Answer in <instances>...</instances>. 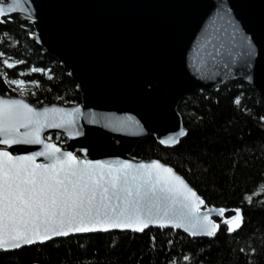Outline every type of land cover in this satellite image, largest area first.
<instances>
[{
	"label": "water",
	"instance_id": "1",
	"mask_svg": "<svg viewBox=\"0 0 264 264\" xmlns=\"http://www.w3.org/2000/svg\"><path fill=\"white\" fill-rule=\"evenodd\" d=\"M15 14L35 16L38 44L70 72L82 95L77 104L42 107L81 105L85 111L129 115L140 122L139 127L116 132L81 119L79 127L84 135L79 137H69L67 129H44L45 139L64 136L65 146L51 142L81 158L84 153L80 149L87 148L88 159L150 161L133 157L136 146L148 136L160 143L185 128L178 108L193 92L241 80L264 98V79H244L236 68L200 65L203 52L213 45L241 51V32L254 37L264 65V0H27L23 12L11 16ZM237 26L241 31L234 35ZM215 72L219 75L212 78ZM41 147L10 146V150L18 154V148L38 151ZM176 230L191 236L184 229ZM201 237L210 238H196Z\"/></svg>",
	"mask_w": 264,
	"mask_h": 264
},
{
	"label": "snow or ice",
	"instance_id": "2",
	"mask_svg": "<svg viewBox=\"0 0 264 264\" xmlns=\"http://www.w3.org/2000/svg\"><path fill=\"white\" fill-rule=\"evenodd\" d=\"M27 0H0V22L11 19V14L23 12ZM230 11V10H229ZM35 23V16L27 17ZM23 27V25H22ZM241 31L237 26L236 32ZM29 35H34L29 33ZM242 35L241 51L236 52L213 45L203 52L200 65L211 63L225 69L236 68L243 78L264 79V65L258 58L254 37ZM208 43L205 40V45ZM205 45L200 48L204 49ZM5 53L0 52V57ZM228 62H225V61ZM8 68L25 61L11 63L3 59ZM30 72L44 73L50 70L32 67ZM200 71V67H197ZM24 75V73H20ZM219 75L212 74V78ZM51 79V76H49ZM5 83L16 86L21 96L28 93V84L38 86L39 81L5 79ZM241 104L240 96L234 99ZM92 125L103 124L116 132L139 127L133 116L102 114L91 109L85 111L81 105L74 107H35L23 98L0 96V252H20L25 247H43L56 238H71L76 234L109 233L111 230H130L144 233L155 226L159 229H184L192 237L214 238L221 224L228 233H237L244 224L240 207L227 209L209 205L205 198L193 188L185 176L160 159L133 162L129 159H88V149H80L84 157L51 142L43 136L46 128L67 129L69 137L84 135L80 120ZM264 121V116H260ZM143 131V129H140ZM189 130L179 131L160 143L178 146ZM42 145L38 151L17 149L10 146ZM43 157V161L38 158ZM245 199L251 203L252 197ZM226 212L233 215L225 217ZM213 213L220 218L213 219ZM156 237H151L155 247ZM173 241L169 240L171 245ZM245 248L240 252L244 253ZM250 248L249 254H255ZM184 264L192 260L183 254L168 264ZM33 264H40L34 259Z\"/></svg>",
	"mask_w": 264,
	"mask_h": 264
},
{
	"label": "trees",
	"instance_id": "3",
	"mask_svg": "<svg viewBox=\"0 0 264 264\" xmlns=\"http://www.w3.org/2000/svg\"><path fill=\"white\" fill-rule=\"evenodd\" d=\"M5 21L0 23V52L5 53L0 57V94L18 95L5 79L19 78L39 81L23 95L35 107L80 103L78 84L38 44L33 22L22 14ZM3 59L25 63L8 68ZM32 67L50 72H30ZM236 96L241 98L240 105L234 103ZM178 110L189 135L172 148L148 136L136 146L133 157L160 159L173 166L209 205L240 207L244 215L241 230L230 234L221 224L214 238L191 237L168 228L77 235L55 239L43 247L0 252V264H33L37 258L40 264H168L183 254L191 255L188 264H264V121L259 119L264 116V98L253 86L234 80L214 90L186 95ZM57 137L60 144L67 143L64 136L53 135ZM246 196L252 197L251 203ZM233 214L226 212L225 217ZM152 236L156 237L154 248ZM253 247L256 253L249 254ZM241 248L246 251L240 252ZM179 264H184L182 259Z\"/></svg>",
	"mask_w": 264,
	"mask_h": 264
},
{
	"label": "rangeland",
	"instance_id": "4",
	"mask_svg": "<svg viewBox=\"0 0 264 264\" xmlns=\"http://www.w3.org/2000/svg\"><path fill=\"white\" fill-rule=\"evenodd\" d=\"M11 87H12V89H15L16 88V86H12V85H10ZM33 87V85L32 84H28V89H30V88H32ZM18 95H16V96H18V97H23V96H21V94H20V91L17 89V90H14ZM57 136H59L58 134H57ZM49 137V136H48ZM51 137V140H54V141H56L57 143H59L58 142V137L57 138H53V135H51L50 136ZM61 145L62 146H65L64 145V143H61Z\"/></svg>",
	"mask_w": 264,
	"mask_h": 264
},
{
	"label": "bare ground",
	"instance_id": "5",
	"mask_svg": "<svg viewBox=\"0 0 264 264\" xmlns=\"http://www.w3.org/2000/svg\"><path fill=\"white\" fill-rule=\"evenodd\" d=\"M216 220L218 221V220H220L219 218H216ZM219 222V221H218Z\"/></svg>",
	"mask_w": 264,
	"mask_h": 264
}]
</instances>
